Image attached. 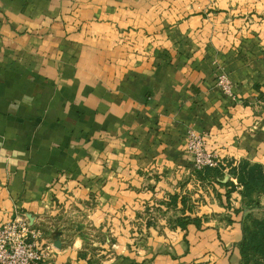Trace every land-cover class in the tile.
I'll list each match as a JSON object with an SVG mask.
<instances>
[{
	"label": "crops",
	"instance_id": "0c3cea01",
	"mask_svg": "<svg viewBox=\"0 0 264 264\" xmlns=\"http://www.w3.org/2000/svg\"><path fill=\"white\" fill-rule=\"evenodd\" d=\"M215 51L236 100L215 85ZM263 91L264 0H0V224L92 200L98 227L112 214L122 264L239 254V222L202 218L221 207L219 183L194 202L202 213L186 212L201 227L165 228L170 211L138 235L148 246L129 245L142 205L194 176L188 130L220 161L264 164V131L252 132ZM82 247L76 235L47 261L86 264Z\"/></svg>",
	"mask_w": 264,
	"mask_h": 264
},
{
	"label": "rangeland",
	"instance_id": "374dc122",
	"mask_svg": "<svg viewBox=\"0 0 264 264\" xmlns=\"http://www.w3.org/2000/svg\"><path fill=\"white\" fill-rule=\"evenodd\" d=\"M164 52L168 51H158V53L161 55ZM218 52L215 51L214 58L217 60L218 58ZM184 53H187L184 51ZM168 54V53H167ZM170 54V51H169ZM171 55V54H170ZM188 55V54H187ZM188 57V56H186ZM214 64V63H213ZM227 74L229 77L231 84H232V95L225 94L220 85H218V79L219 76ZM214 82L217 88L220 89V91L223 92L224 95H226L229 98H232L233 100H236V90H235V82L231 78L230 73L228 72L226 66L219 60L215 61V77ZM258 100H260L264 104V91L258 96ZM246 104H249V102H245ZM260 104V103H259ZM257 130V131H256ZM261 127L256 128L252 132L255 134H259V132H263ZM233 161V165H238L240 161ZM242 161V160H241ZM224 164H227V161H223ZM254 163V162H251ZM221 164V162L219 163ZM224 181H228L230 179H235L233 176L230 175L229 170L230 168L228 166H224ZM193 177H187L184 179L181 186V190L185 188V193H179L181 195H185L187 197V203L192 207V210L188 211L190 213H202L203 211L198 208L202 205H196L194 202L199 201L200 203H203V200H206L204 195H208L207 192L208 189H212V185H217L215 181L213 180H204L198 175L195 174V171L193 172ZM189 181V182H188ZM190 184L187 185V184ZM209 185V186H208ZM190 187V188H189ZM205 187H208L205 189ZM189 188V189H188ZM178 194V193H177ZM198 194V195H197ZM222 204L221 207H212L210 206L211 210H208L209 212L202 216L206 221L210 218L218 219L223 224H230L232 225V222H236L241 227V233H242V221L245 222L248 221L246 219V215L243 216L242 209H247V207H250V214L252 217H260L264 213V209L260 206H256L254 203L256 201H259L261 206H264V192L259 193L256 192L251 198L244 199L242 196L239 199H229L227 200L225 195L221 197ZM210 201V199H209ZM82 201L78 200H72V203L70 205L64 206V205H57L55 207H51L50 209H47L45 211L44 216L42 219H36L33 215H18L21 217H25L28 221V229L30 232H28V235L26 236V242L33 244L35 247L41 248L45 252V258L41 260L40 263L43 264H57L56 261L51 263H48L47 259L54 253V251H61L63 249L69 248V246L72 245V240L76 235L80 236L83 239V247L82 251L79 253V255L87 261L86 264H113L118 263L122 264L126 258H122L120 255L118 256L116 254V251L113 249L114 244H116V237L113 236V231H111L112 224L108 225L109 223L113 222V217H111V212L108 210H104V221L105 225L98 227L96 225V222L94 221V218L99 217L100 215V208L98 209L96 205H94L92 200H89V205H84L81 203ZM167 202H169V199L165 200H158L155 201L153 205H142V212L138 213L136 226H135V233L137 232L136 236L138 238V235L144 233L146 234V230L144 229V226H151L154 225L156 222H158V219L165 218L164 214H167L168 212L172 211L168 217H167V224H165V228L167 229H175L178 226L175 225V220L177 217L182 216L183 212L178 208L174 209L172 207L168 208ZM163 205V207H162ZM165 207V208H164ZM208 209V208H205ZM99 210V212H98ZM98 212V213H97ZM249 214V215H250ZM190 215V214H186ZM192 216V215H191ZM196 217V216H194ZM199 217V216H198ZM14 219V218H13ZM136 220V221H137ZM237 225V226H238ZM238 226V227H239ZM222 227V226H221ZM224 228V227H223ZM187 234V233H186ZM144 237L135 239L133 241H130L129 246H135L136 250L140 247L148 246L145 244L142 239ZM185 242L187 243V239H185ZM134 244V245H133ZM228 246V245H227ZM164 250V249H163ZM212 252V254H211ZM208 258L205 260H198V258L194 259V261L191 264H240L241 263V257L237 253H231L229 255V259L226 258V255L224 254V250L219 247V252L217 251H210ZM88 257V258H86Z\"/></svg>",
	"mask_w": 264,
	"mask_h": 264
},
{
	"label": "trees",
	"instance_id": "16d2710c",
	"mask_svg": "<svg viewBox=\"0 0 264 264\" xmlns=\"http://www.w3.org/2000/svg\"><path fill=\"white\" fill-rule=\"evenodd\" d=\"M224 166L230 168L229 173L236 180L230 179L224 181ZM194 171L198 177L204 180H213L225 186L226 192L224 195L227 200L230 199L232 193L235 191H238L244 199L251 198L256 192H264L263 163H251L248 160H242L238 165H233L232 160H227V164L221 161V164L216 167L206 166ZM178 202L182 204L179 209L183 212V215L176 218L175 225L182 230H187L190 224L201 227V217L186 215V212L192 210V207L187 203V197L185 195H171L169 202L166 204L168 208L178 209ZM254 204L264 209V206H261L259 201H256ZM241 210L244 214L243 216L246 215V219L249 221L248 224L244 220L242 221V236L236 244L241 257L240 264H264V213L260 217H252L249 213L251 210L250 207H247V209L241 208ZM38 264L43 263L39 262Z\"/></svg>",
	"mask_w": 264,
	"mask_h": 264
},
{
	"label": "built area",
	"instance_id": "2783aa9c",
	"mask_svg": "<svg viewBox=\"0 0 264 264\" xmlns=\"http://www.w3.org/2000/svg\"><path fill=\"white\" fill-rule=\"evenodd\" d=\"M218 85L223 92L232 95V84L227 74L219 76ZM187 151L193 157V169L206 166L216 167L221 162L219 156L207 149L205 134L190 129L186 133ZM28 221L17 216L0 224V264H38L45 258V252L27 243Z\"/></svg>",
	"mask_w": 264,
	"mask_h": 264
}]
</instances>
